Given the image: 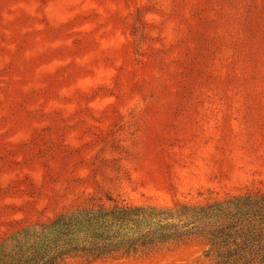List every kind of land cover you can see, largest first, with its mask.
I'll return each mask as SVG.
<instances>
[{"label": "rangeland", "instance_id": "1", "mask_svg": "<svg viewBox=\"0 0 264 264\" xmlns=\"http://www.w3.org/2000/svg\"><path fill=\"white\" fill-rule=\"evenodd\" d=\"M226 198H264V0H0V249L91 203ZM63 264L213 259L189 232Z\"/></svg>", "mask_w": 264, "mask_h": 264}, {"label": "trees", "instance_id": "2", "mask_svg": "<svg viewBox=\"0 0 264 264\" xmlns=\"http://www.w3.org/2000/svg\"><path fill=\"white\" fill-rule=\"evenodd\" d=\"M183 211L184 224L159 219L139 205L91 203L27 232L0 249V264H63L66 259H108L145 250L155 243L203 236L213 264H264V198H226Z\"/></svg>", "mask_w": 264, "mask_h": 264}]
</instances>
